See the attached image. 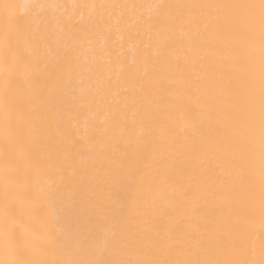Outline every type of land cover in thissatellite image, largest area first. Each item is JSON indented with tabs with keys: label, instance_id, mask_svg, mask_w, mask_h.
<instances>
[{
	"label": "bare ground",
	"instance_id": "1",
	"mask_svg": "<svg viewBox=\"0 0 264 264\" xmlns=\"http://www.w3.org/2000/svg\"><path fill=\"white\" fill-rule=\"evenodd\" d=\"M34 2L84 6L71 15L63 9L36 10L49 19L60 17L63 31L55 23L47 30L33 28L20 45L22 54L34 61L32 71L24 72L21 78L31 79L34 74L39 78V86L33 89L34 107L43 114L37 151L59 161L58 171L64 180L58 187L56 176H41L40 183L59 198L61 221L69 229V239L97 227L102 213L115 206L128 219L131 231L147 233L158 242L149 258L162 264L193 258L192 239L203 232L202 225L222 217L228 203L237 209L244 207L237 195L230 194L229 189L239 181L227 157L217 155L212 143L197 145L192 140L191 129L199 123L201 111V105L193 101L208 87L202 79L208 59L192 54L186 61L187 42L174 33L166 41L168 60L161 64L154 9L128 10V23L120 26H115L119 15L115 10L111 13L114 26L108 30L99 20L102 10L90 7L101 3L149 4L154 0ZM137 14L142 15V24L134 23ZM89 46L95 50L97 62L108 70L82 72L74 78L69 92L64 86L69 66L75 65ZM37 68L41 71L35 73ZM3 76L0 71V80ZM154 109L159 110L161 122L152 125L155 135L148 137ZM133 165L138 175L150 172L158 187L159 194L148 209L146 190L140 183L124 179ZM5 211L17 222L27 220L26 208L20 202L9 200L5 206L0 158V219ZM254 227L258 232V221ZM59 257L58 251L49 248L40 259L55 264Z\"/></svg>",
	"mask_w": 264,
	"mask_h": 264
},
{
	"label": "snow or ice",
	"instance_id": "2",
	"mask_svg": "<svg viewBox=\"0 0 264 264\" xmlns=\"http://www.w3.org/2000/svg\"><path fill=\"white\" fill-rule=\"evenodd\" d=\"M79 7L84 6L0 0V71L4 73L0 80L3 197L5 206L9 200L20 202L27 215L25 222H17L5 211L0 219L3 256L0 264H48L40 256L49 248L60 253L55 264H162L149 258L158 242L147 233L131 231L119 207L102 213L97 227L69 239V229L61 221L59 198L40 183L41 176H56L58 187L64 180L58 171L59 161L37 151L41 134L38 125L43 114L34 107L33 89L39 86V78L35 74L31 79L21 78L24 72L32 71L34 61L22 54L20 45L33 28L47 30L49 24L55 23L63 31L60 17L49 19L36 10L63 9L71 15ZM90 7L102 10L99 20L108 30L114 26L111 13L115 10H119L115 26H120L127 25L128 10L154 9L161 64L168 60L166 41L174 33L187 42L186 61L192 54H202L208 59V68L202 77L208 87L193 101L201 105V111L199 123L191 129L192 140L197 145L212 143L217 155L227 157L239 181L229 189L230 194L237 195L244 207L241 210L226 204L224 215L202 225L203 232L193 237V258L163 264H264V0L223 3L154 0L149 4L101 3ZM134 23L142 24V15H135ZM104 70L108 69L97 62L95 50L89 46L79 61L69 66L65 89L70 92L74 78L84 71ZM158 111L154 109L150 113L148 137L155 135L152 125L161 122ZM151 116L156 119L151 120ZM202 129L206 130L197 139ZM124 179L141 184L146 190L145 209L150 208L159 194L151 173L138 175L133 165ZM257 221L258 232L254 227Z\"/></svg>",
	"mask_w": 264,
	"mask_h": 264
}]
</instances>
